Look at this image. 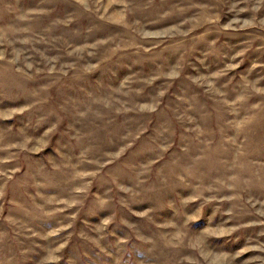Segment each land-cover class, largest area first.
I'll return each instance as SVG.
<instances>
[{
    "label": "rangeland",
    "instance_id": "1",
    "mask_svg": "<svg viewBox=\"0 0 264 264\" xmlns=\"http://www.w3.org/2000/svg\"><path fill=\"white\" fill-rule=\"evenodd\" d=\"M0 264H264V0H0Z\"/></svg>",
    "mask_w": 264,
    "mask_h": 264
}]
</instances>
